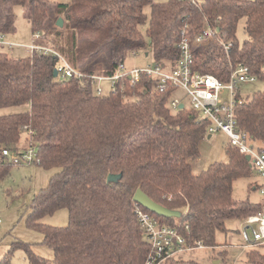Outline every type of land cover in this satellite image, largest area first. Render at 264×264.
<instances>
[{
    "label": "trees",
    "instance_id": "obj_1",
    "mask_svg": "<svg viewBox=\"0 0 264 264\" xmlns=\"http://www.w3.org/2000/svg\"><path fill=\"white\" fill-rule=\"evenodd\" d=\"M16 5L27 6L32 30L45 36V44L89 75L95 73L93 54L102 49L109 59L107 76L140 50L152 51L155 64H175L180 40L188 36L194 41L209 28L213 37L193 47L194 70L226 81L231 65L241 63L264 81V0H72L56 5L57 16L50 13L49 0H0V32L11 29ZM60 17L62 27L57 25ZM242 20L247 37L241 44L237 29ZM57 62L42 51L26 57L0 51V107L29 106L0 115V182L13 165L3 150L18 148L25 132L32 133L33 162L60 168L35 193L26 220L30 229L43 234L42 243L52 248L53 258L17 241L0 264H12L16 248L26 252L30 264H144L150 244L138 207L175 227L191 247L215 246L227 218L242 219L262 209L263 202L233 195L235 181L254 170L238 148L227 146L226 162L193 172L188 158L200 155L208 122L193 108H173L174 89L160 90L142 75L124 88L123 78L116 89L101 95L89 78L56 77ZM236 113L239 130L264 143V89L242 98ZM109 174L122 177L109 181ZM138 189L182 215L151 212L135 202ZM60 208L69 211L68 225L41 221ZM247 257L250 264H264V245ZM165 264L198 262L174 257Z\"/></svg>",
    "mask_w": 264,
    "mask_h": 264
},
{
    "label": "rangeland",
    "instance_id": "obj_2",
    "mask_svg": "<svg viewBox=\"0 0 264 264\" xmlns=\"http://www.w3.org/2000/svg\"><path fill=\"white\" fill-rule=\"evenodd\" d=\"M70 1L72 0H49L50 13L52 15H56V5L59 3H69ZM155 1L162 2L165 0ZM150 11L151 6L146 7L148 15H150ZM27 12V6H14L12 8L13 25L9 32H7L11 40L21 45H28L31 43L33 34L36 32L32 30L31 21ZM244 27L245 20H242L237 29V38L241 44L247 37ZM142 29L143 32H145L146 25L143 26ZM42 38L39 39V42L45 43V36L43 34ZM145 39L149 42L148 36H145ZM205 42L206 40L203 43ZM0 51H6L13 57H26L31 54L24 46H16L11 49L0 45ZM148 51L149 50H140L137 53H130L128 57L121 62H124V65L128 70L145 68L149 65H154L155 61L153 59V53L152 51ZM90 62V66L95 70L94 75L107 76L104 74L106 66L109 63L106 49H102L99 52L94 53ZM169 63L170 62H168L165 67H168ZM172 66L174 67L176 64H172ZM143 75L147 76L146 74ZM125 76L126 77L124 78H126V80L122 82V88H124V85L126 86L127 81L130 84L138 82L142 75L138 80L134 81L131 76ZM157 81L154 80L155 83ZM95 84L97 93L98 86L103 88V94L111 91V82L108 80L99 81ZM156 87L160 89L158 84ZM169 88L174 89V93L172 92L173 96H171L170 101L177 98L181 101V104L183 103L187 108L192 109L190 96L185 89H177L174 86L167 87L166 89ZM263 89V80L258 79L256 81H249L243 83L241 86V96L242 98L250 97L253 93ZM224 96L229 98L228 94ZM28 108V104L4 106L0 107V115L26 111ZM196 113L200 115L199 112L196 111ZM200 118L203 119L202 116ZM24 135L27 137L24 138ZM32 140V133L25 132L18 148L16 149H27L30 144H33ZM252 143L256 147H263L264 145L263 142L258 140H253ZM230 145L229 137L225 132L218 131L211 136H209V133L206 132L205 136L200 141V155L196 158H188L192 165L193 172L195 174H199L215 162H226L228 160L226 147ZM10 157L11 161L14 163L9 174L0 182V259L10 250L13 243L17 241L29 242L38 254L48 259H52L53 250L45 243H42L44 238L43 234L39 231L30 229L27 226L26 220L30 212L29 204L31 203L35 193H37L41 188L46 187L49 184L50 178L58 172L60 168H45L34 162L23 161L19 157ZM263 181V177L258 174L256 170H253V174L251 176L242 177L235 181L233 191L234 197L237 200H250L255 203L264 202V195L260 192V190L249 188L252 184L256 186L257 184H262ZM255 214H257V212L249 215L248 217ZM248 217L242 219L237 217L227 218L225 222V230H219L216 234L215 246L188 249L181 252L180 255L176 256V258L193 259L196 260L198 264H250L247 254L252 250L261 249L262 245H246L241 235V229L243 228V223ZM69 220L70 217L67 208H60L52 214L43 216L41 219L42 222L54 226H66L68 225ZM12 264H30L27 254L23 249L16 248L14 250L12 254ZM162 264H165V262Z\"/></svg>",
    "mask_w": 264,
    "mask_h": 264
},
{
    "label": "built area",
    "instance_id": "obj_3",
    "mask_svg": "<svg viewBox=\"0 0 264 264\" xmlns=\"http://www.w3.org/2000/svg\"><path fill=\"white\" fill-rule=\"evenodd\" d=\"M183 32H187V28ZM213 31L207 29L203 35L197 36L191 41L188 36L180 40L178 46L181 50L176 66L171 63L168 67L160 64L149 65L145 68L128 70L124 62L118 63L115 73L112 76L89 75L80 68L73 66L65 56L58 50L39 42L42 33L37 31L33 34L32 42L28 45H21L9 38L7 33L0 32V45L2 47L14 48L24 46L32 54L35 51H42L45 54H52L58 58L56 69L58 77L69 79L74 76L89 78L93 82L108 80L111 82V90L119 86L120 80L125 75L138 80L141 75L146 74L148 78L157 81L161 90L174 86L183 88L190 96L192 108L207 120V133L213 135L223 131L229 137L230 144L237 147L241 153L250 155L254 170L264 179V146H255L252 139L246 132L240 131L237 124L236 108L242 99L241 86L249 81H256L258 77L251 69L244 64L231 65V73L228 80H221L213 74H203L193 68V47L200 45L208 38L213 37ZM43 39V38H42ZM228 49L229 45H225ZM176 89V90H177ZM98 94H103V88L98 86ZM228 94L227 98L226 95ZM181 101L177 98L171 101L173 108H178ZM35 146L30 144L27 149H4L3 153L11 157L20 158L23 161L33 162L35 159ZM14 163V162H13ZM258 190L264 195V181L257 184ZM136 213L150 244V252L144 264H162L168 259L180 255L188 249L204 247L199 243L191 247L186 243L183 235L173 226L162 224L149 211L137 208ZM1 221V219H0ZM241 235L246 245H264V202L262 209L257 214L248 217L243 223Z\"/></svg>",
    "mask_w": 264,
    "mask_h": 264
},
{
    "label": "water",
    "instance_id": "obj_4",
    "mask_svg": "<svg viewBox=\"0 0 264 264\" xmlns=\"http://www.w3.org/2000/svg\"><path fill=\"white\" fill-rule=\"evenodd\" d=\"M57 25L62 27L64 25V20L62 17H60L57 20ZM54 75L58 77V71L55 68L54 69ZM185 105L182 103L180 104V108H184ZM247 160H251L250 155H246ZM122 177L121 174H109L108 180L109 181H118ZM134 200L138 204L144 206L148 210H150L153 213L158 214L159 216L164 217H180L182 215L181 211L173 210L170 208H167L156 201H154L151 197H149L142 189H138L134 195Z\"/></svg>",
    "mask_w": 264,
    "mask_h": 264
},
{
    "label": "crops",
    "instance_id": "obj_5",
    "mask_svg": "<svg viewBox=\"0 0 264 264\" xmlns=\"http://www.w3.org/2000/svg\"><path fill=\"white\" fill-rule=\"evenodd\" d=\"M209 136H211V135H209ZM27 136L26 135H24V138H26Z\"/></svg>",
    "mask_w": 264,
    "mask_h": 264
}]
</instances>
